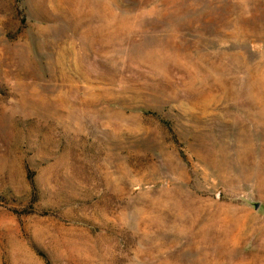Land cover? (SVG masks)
<instances>
[{
    "label": "rangeland",
    "instance_id": "obj_1",
    "mask_svg": "<svg viewBox=\"0 0 264 264\" xmlns=\"http://www.w3.org/2000/svg\"><path fill=\"white\" fill-rule=\"evenodd\" d=\"M0 264H264V0H0Z\"/></svg>",
    "mask_w": 264,
    "mask_h": 264
}]
</instances>
